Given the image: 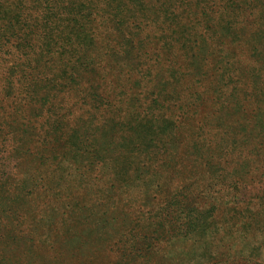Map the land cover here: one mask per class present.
Returning a JSON list of instances; mask_svg holds the SVG:
<instances>
[{"label":"rangeland","instance_id":"374dc122","mask_svg":"<svg viewBox=\"0 0 264 264\" xmlns=\"http://www.w3.org/2000/svg\"><path fill=\"white\" fill-rule=\"evenodd\" d=\"M261 3L260 0H0V71H5L17 58L12 50L6 52L14 44L13 39L5 37L9 24H15L14 31L24 38L29 35V24L39 26L51 16L54 23L50 24L54 27L64 25L59 20L73 18L81 6L87 8L91 17L85 31L97 34L91 56L99 60L94 66V73L98 72L96 81L82 84L85 88L79 89L86 95L88 105L71 98L54 103L56 112L62 109L66 117L72 113L76 119L78 116L87 119L56 161L50 151L37 150L35 143L13 132L21 127L24 118L34 114V107L25 100L16 104L7 82H0V264L32 261L114 264L110 239L133 222L136 206L148 209L149 202L155 203L151 201L154 191L168 199H185L189 186L209 183L206 188L211 195L209 201L219 208L218 213L222 208L234 213L232 223L236 228L230 231L234 237L229 236V231H215L219 239L233 246L234 264H248L245 254L250 248L256 254L251 262L264 264ZM90 4L94 9L88 7ZM116 12L118 15L114 16ZM257 17L260 20L253 26L251 23ZM107 72H112L111 77L104 83L100 78ZM213 82L222 84L224 93L220 96L225 101L215 113L218 119L214 128L222 138L217 149L221 146L234 149L229 163L218 161L217 157L211 163L205 158L211 155L209 148L198 143L194 136L199 132L200 118L213 117L214 105L202 107L176 130L162 115L169 107L167 104L184 103L190 89L212 92ZM105 85H111V94H117L121 101L108 104ZM153 95L157 97L156 104L161 105L154 110L156 104L151 103L152 113L157 116L141 115L142 109H136L138 102ZM111 118L120 121H108ZM217 124L224 128L219 129ZM156 129V142L167 145V152L172 154H161V161L151 165L142 154L149 149L143 142ZM180 139L185 140L186 150ZM188 151L194 155L189 157ZM95 157H101L106 166H97ZM87 159L96 168L90 173L98 178L90 182H100L96 186L108 188L110 200L97 199L98 194L79 188L83 181L76 177L71 165L77 161L76 166L81 167ZM136 177L141 193L136 192L139 188H129L131 179ZM156 180L154 186L159 188L153 190ZM95 199L104 204L101 210L106 212L109 222L103 232L97 225L104 218L95 216L94 221L75 205L84 202L93 206ZM66 203L70 205L64 206ZM203 228L197 224L188 240L176 237L174 244L157 256L156 264H198L202 260L203 241L196 239ZM10 233L11 239H7ZM53 250L59 251L60 256L51 257Z\"/></svg>","mask_w":264,"mask_h":264},{"label":"trees","instance_id":"16d2710c","mask_svg":"<svg viewBox=\"0 0 264 264\" xmlns=\"http://www.w3.org/2000/svg\"><path fill=\"white\" fill-rule=\"evenodd\" d=\"M260 1L263 2L261 3L263 9L260 12V16H262L264 14V0ZM88 7L94 9L93 4L88 5ZM105 14L107 13L105 12ZM117 15V12L114 13V16ZM90 18L87 8L84 9L81 6L73 18H61L59 20L64 25L54 27L50 24L54 23L51 16H48L39 26L29 24V35L23 36L24 38H21L17 31H14L15 24H9L6 30L8 36L5 35V37H9L14 41L13 46L10 44L6 52L12 50L17 58H13L12 64L5 71H0V82H7L10 93L14 94L16 104L21 100H25L34 107V114L32 113L30 118H24L21 127L13 132L15 134L21 133L22 137L28 139L29 142L35 143L37 150L50 151L54 161L59 159L61 152L65 150L71 138L78 135L80 125L87 122V119L83 117L78 116V119H76L72 113H69V117H66L62 113V109H59L60 112H56L54 103L55 101L63 103V101H68L71 98L79 101L82 105H88L86 95H82L79 89L85 88L82 84L88 85L96 81L98 72L94 73V66L99 61L92 59L91 56L96 47L95 36L97 34L85 31ZM259 20L260 18L257 17L251 24L254 26V24H258ZM118 32L120 33V31ZM89 69L90 71H88ZM130 72L132 74V71ZM110 73L112 72H107V74L101 76V81L105 83L111 77ZM84 74L88 77H84ZM147 81L151 82L150 80ZM212 85L213 91L210 93L190 89L189 97H184L186 98L184 103L167 104L169 107L165 109L166 111L162 115L164 119L169 121L172 130H176L179 125L195 116L202 107H212L214 105L213 117L200 118L199 132L195 133L194 136L198 143L209 148L211 155L205 158H209L211 163L215 162L216 157L218 161L223 159L226 163H229L234 149H231L230 146H221L217 149V144L222 143L220 142L222 138L218 137L220 131L214 128L215 121L218 119L215 116V113L218 112L217 106H221L220 104L225 102L222 99L223 96H220L224 91H222L221 83L213 82ZM105 86L107 87L104 89V96L108 104L121 101L120 98H117V94H111L113 92L111 85ZM142 100L145 101L138 102L139 105L136 107L138 110L142 109L140 114L149 117L157 116L156 113H152L153 108H151V103H157V97L155 95L146 96ZM176 100H179V98H176ZM157 106L161 107L160 103L154 106V110H157ZM108 121L120 120L111 118ZM153 122H155V119ZM217 127L222 129L224 125H218ZM157 132L156 129L153 133L147 135L143 142V145L149 149L142 154L146 155V161L151 165L161 161L159 158L161 154L167 153V156L172 154L167 152V145L156 142ZM180 140H183L186 150L185 140ZM191 155L194 154L188 151V156ZM198 157L197 159H199ZM142 159H144V156ZM197 159L195 163H198ZM93 161L97 166H106L101 157H95ZM77 163V161L73 162L71 170L76 173V177L83 181V185H80L79 188L85 193L98 194L96 195L97 199L110 200V197L107 196L108 188L96 186L100 182H90V179L93 181L98 179L97 175L93 176L90 173L96 169L92 161L88 163L87 159L81 167H77ZM210 165L212 167L217 166L216 164ZM92 168L94 169L92 170ZM138 180L139 177L134 180L132 178L129 188L130 190L139 188L136 192L141 193L142 190ZM156 182L157 180L153 183V190L159 188L158 185L154 186ZM193 185L188 187V197L185 199L178 197L168 199L163 197L160 192L154 191L151 201L155 203L149 202L148 209L143 210L134 205L136 207L133 222L110 239L113 247L111 258H116L114 264H156L157 256L174 244L172 242L176 237H180L184 241L188 240L189 233L197 224L204 226V239L203 232L202 237L196 239L197 241H203L200 247L202 260L198 264H234L233 246L226 244L216 234L219 231H229V236L234 237V235H230L232 228H236L232 223L234 213L229 210L225 211L224 208L218 213L219 208H215V205L209 201L211 195L206 188L211 185L210 183L207 185ZM231 187H234V185H231ZM85 202L88 203L86 200ZM83 203L78 202L75 205L81 207L80 212L85 211L86 217L92 218L94 221H96L95 216L104 218L103 223L100 226L97 225V228L100 227L99 229H102L103 232L109 224L105 218L106 212L101 210L104 204L96 199L93 206H87ZM68 205L70 204L66 203L64 206ZM131 207L133 206L131 205L128 208ZM156 207H159V209H155ZM187 225L188 229H186ZM215 231L217 232L215 233ZM10 235L11 233L7 239H11ZM15 235L13 238H16ZM207 237L208 239L205 240ZM107 243L111 244L110 242ZM42 250L47 252V248ZM248 250L245 254L247 263L254 264V262H251L256 257V254L253 253L254 249L250 248ZM59 256V251H52L51 257L57 258ZM29 264H35V261Z\"/></svg>","mask_w":264,"mask_h":264}]
</instances>
